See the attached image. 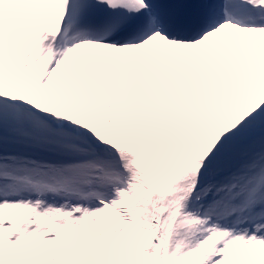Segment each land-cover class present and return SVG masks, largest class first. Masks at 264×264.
I'll return each mask as SVG.
<instances>
[{
  "label": "snow or ice",
  "instance_id": "6c2138e0",
  "mask_svg": "<svg viewBox=\"0 0 264 264\" xmlns=\"http://www.w3.org/2000/svg\"><path fill=\"white\" fill-rule=\"evenodd\" d=\"M0 264H264V0H0Z\"/></svg>",
  "mask_w": 264,
  "mask_h": 264
}]
</instances>
